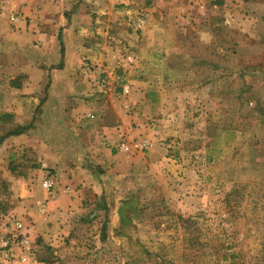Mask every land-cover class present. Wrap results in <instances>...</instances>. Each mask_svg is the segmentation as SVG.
<instances>
[{
    "label": "rangeland",
    "instance_id": "374dc122",
    "mask_svg": "<svg viewBox=\"0 0 264 264\" xmlns=\"http://www.w3.org/2000/svg\"><path fill=\"white\" fill-rule=\"evenodd\" d=\"M55 1L0 0V264H264V0Z\"/></svg>",
    "mask_w": 264,
    "mask_h": 264
},
{
    "label": "crops",
    "instance_id": "0c3cea01",
    "mask_svg": "<svg viewBox=\"0 0 264 264\" xmlns=\"http://www.w3.org/2000/svg\"><path fill=\"white\" fill-rule=\"evenodd\" d=\"M37 1L38 0H34V2H37ZM46 4H50V7L42 8L41 10H39V13H42V15H41L42 19H45L46 23L47 24L50 23V25H53V27L56 25V23L58 21L63 23V17L65 18V16L63 15V13L59 12V9H57L58 5H57L56 1L55 0H46ZM49 9H51V10H49ZM56 11H58V14L56 13ZM34 18L38 19V16H35ZM34 21H37V20L34 19ZM30 31L33 33V35H35V37L38 35H42V33L43 34L45 33L44 29L40 28L38 23H34L32 25V28L30 29Z\"/></svg>",
    "mask_w": 264,
    "mask_h": 264
},
{
    "label": "built area",
    "instance_id": "2783aa9c",
    "mask_svg": "<svg viewBox=\"0 0 264 264\" xmlns=\"http://www.w3.org/2000/svg\"><path fill=\"white\" fill-rule=\"evenodd\" d=\"M144 22H145V20L142 18V17H140L138 20H137V25L138 26H142L143 24H144ZM121 145L124 147L125 146V143L123 142V143H121ZM54 184H55V182H54V180H53V178H50L49 180H47V183H46V186L48 187V188H51V187H53L54 186ZM22 223L21 222H18V228H20V227H22ZM12 236L14 237V240H17V241H19L21 244H23V245H27L28 244V242H29V240L26 238V237H23V236H25V234H23L22 232L20 233V234H17V233H15V234H12ZM2 241H3V245L5 246V247H8L9 246V241L8 240H5L4 238L2 239ZM29 264H35L34 262H31V263H29Z\"/></svg>",
    "mask_w": 264,
    "mask_h": 264
},
{
    "label": "trees",
    "instance_id": "16d2710c",
    "mask_svg": "<svg viewBox=\"0 0 264 264\" xmlns=\"http://www.w3.org/2000/svg\"><path fill=\"white\" fill-rule=\"evenodd\" d=\"M12 116H13V114H11V113H4L2 117L11 118ZM23 131H24L23 127L15 130V131L11 130V131L7 132V134H5V136L12 135V134H19V133H22ZM120 214L122 216V219H124V208L123 207H121V209H120Z\"/></svg>",
    "mask_w": 264,
    "mask_h": 264
}]
</instances>
